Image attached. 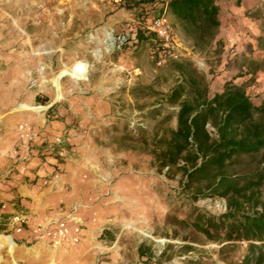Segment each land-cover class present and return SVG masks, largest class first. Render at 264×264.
Wrapping results in <instances>:
<instances>
[{"label": "rangeland", "instance_id": "374dc122", "mask_svg": "<svg viewBox=\"0 0 264 264\" xmlns=\"http://www.w3.org/2000/svg\"><path fill=\"white\" fill-rule=\"evenodd\" d=\"M215 1L221 25L209 42L166 12L175 59L149 29L152 11L143 20L119 0H0V210L29 211L42 193L74 208L85 238L58 264H244L250 242L226 241L221 217L233 203L239 217L262 211L264 187L246 188L261 156L228 165L238 192L227 197L213 168L195 170L220 140L223 113L207 102L228 87L263 101L264 0ZM183 105L205 115L208 144L177 137Z\"/></svg>", "mask_w": 264, "mask_h": 264}, {"label": "trees", "instance_id": "16d2710c", "mask_svg": "<svg viewBox=\"0 0 264 264\" xmlns=\"http://www.w3.org/2000/svg\"><path fill=\"white\" fill-rule=\"evenodd\" d=\"M119 7L137 13L143 20L150 11L154 13V19L169 12L191 36L206 39L207 42L215 38L221 25L220 8L215 0H119ZM143 30L140 28L136 31V42L144 40ZM162 45L160 48L164 50L166 47ZM206 105L211 112L223 113L220 140L212 146L210 158L195 171L201 173L207 172L209 167L213 168L216 188L221 190V196L227 197L231 191L238 192L237 186L226 172L228 165L243 156H261V168L255 172L254 179L249 181L246 188L253 190V186L257 189L264 187V98L260 105H255L242 88L228 87ZM178 126L177 137L185 143L192 139H203V143H209L210 136L205 131L206 117L194 107L182 106ZM184 148V144L179 146V153ZM240 211L241 205L233 203L221 217L225 239L228 242H250L249 255L243 263L264 264V207L253 216L239 217ZM204 232L208 233L209 229L206 227Z\"/></svg>", "mask_w": 264, "mask_h": 264}, {"label": "crops", "instance_id": "0c3cea01", "mask_svg": "<svg viewBox=\"0 0 264 264\" xmlns=\"http://www.w3.org/2000/svg\"><path fill=\"white\" fill-rule=\"evenodd\" d=\"M20 196H30L26 193L25 189L18 190ZM33 198V204L29 205L30 209L27 211L26 209H14L9 211H2L4 212L5 216L8 217L16 216V215H23L25 218V223L23 224V228L21 232H18L16 228L13 226H10L7 231L9 234V237L12 238L11 243V249L10 247L6 246L5 253L11 260H7L6 264H24L26 263L27 256L31 255V257H34L37 260H40L41 264H58L59 261L57 258L62 254V250L64 248L70 247V246H78L80 245V242H82L85 238V231L82 229L81 231V237L79 242H73L72 240L68 239L66 241H63L58 244H53L50 240L47 238L39 237L37 231H41L44 227L45 221L47 218L52 216H63V217H69L73 215L76 219H78L82 224V219L79 215L76 214V211L74 208H71L70 210L67 209L66 211H63V209H60L57 203H53L54 205L50 206L49 204L52 203L53 200H51L50 194L47 195V193H42L40 196L38 195H31ZM26 202V201H24ZM43 205V208H46L47 210L40 211V205ZM46 212V213H45ZM2 227V226H1ZM3 231V232H7ZM7 242V241H6ZM38 243V246L40 249H37L36 246L31 248L32 243ZM4 248L1 250V255L3 257ZM16 254H20L22 258L25 259H19L18 256H15ZM13 255V256H12ZM4 261V257L2 262ZM15 261V262H14ZM0 262V264H2Z\"/></svg>", "mask_w": 264, "mask_h": 264}, {"label": "built area", "instance_id": "2783aa9c", "mask_svg": "<svg viewBox=\"0 0 264 264\" xmlns=\"http://www.w3.org/2000/svg\"><path fill=\"white\" fill-rule=\"evenodd\" d=\"M149 29L154 32L157 37L162 41L165 47L168 49L166 52L169 55L173 56L175 59L178 56L175 54V48L177 47L173 27L168 20L166 13L155 18ZM128 39L126 36L119 37L115 44L118 45V48L121 49L123 45L127 43ZM84 68L81 67L78 69L79 73L83 72ZM7 221L5 224L8 228L13 226L17 229L18 232L22 231L23 224L25 223V218L23 215H16L7 217L4 212L0 210V226L1 222ZM7 228V229H8ZM82 224L76 219L73 215L69 217L63 216H52L46 219L44 227L41 231H37L39 237L47 238L53 244H58L68 239L73 242H79L81 237ZM7 232H3L2 236H6ZM1 236V235H0ZM9 237V235H8Z\"/></svg>", "mask_w": 264, "mask_h": 264}, {"label": "bare ground", "instance_id": "6f19581e", "mask_svg": "<svg viewBox=\"0 0 264 264\" xmlns=\"http://www.w3.org/2000/svg\"><path fill=\"white\" fill-rule=\"evenodd\" d=\"M75 67H76L75 71H76L77 74L85 73L86 68H85V65H84V64H78V65L75 66ZM81 67H83L84 70H83V72L79 73L78 69L81 68ZM75 71H74V72H75Z\"/></svg>", "mask_w": 264, "mask_h": 264}]
</instances>
